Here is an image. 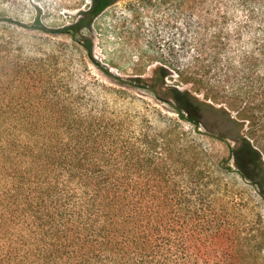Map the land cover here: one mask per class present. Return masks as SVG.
<instances>
[{"label": "trees", "instance_id": "trees-1", "mask_svg": "<svg viewBox=\"0 0 264 264\" xmlns=\"http://www.w3.org/2000/svg\"><path fill=\"white\" fill-rule=\"evenodd\" d=\"M121 1L88 0L57 32L91 54L85 32ZM136 1L157 16V37L169 31L156 92L171 95L181 117L192 99L225 115L237 128V172L264 198V0ZM173 75L191 88L168 86ZM49 79L0 59V264H253L247 255L263 245L247 251L205 213L204 198L190 197L180 153L74 114Z\"/></svg>", "mask_w": 264, "mask_h": 264}, {"label": "rangeland", "instance_id": "rangeland-1", "mask_svg": "<svg viewBox=\"0 0 264 264\" xmlns=\"http://www.w3.org/2000/svg\"><path fill=\"white\" fill-rule=\"evenodd\" d=\"M86 4L88 0H0V59L8 55L40 78L48 76L74 114L106 117L115 122L117 133L131 140L147 136L157 147L166 145L176 156L180 153L188 168L190 197L204 198L205 213L217 215L237 231L247 251L261 243L262 251L247 256L253 264H264V198L237 172L230 152L237 128L221 112L195 99L181 117L176 100L156 92L152 77L157 60L162 61L158 46L169 31L157 37V16L141 3L136 7V0L108 8L92 31L85 32L92 39L91 54L70 35L57 32ZM166 83L191 88L176 75ZM193 95L204 100L203 93ZM191 116L200 123L187 120ZM192 181L202 183L199 190Z\"/></svg>", "mask_w": 264, "mask_h": 264}]
</instances>
